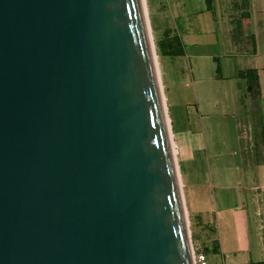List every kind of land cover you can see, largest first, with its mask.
I'll list each match as a JSON object with an SVG mask.
<instances>
[{"label":"water","instance_id":"95a60500","mask_svg":"<svg viewBox=\"0 0 264 264\" xmlns=\"http://www.w3.org/2000/svg\"><path fill=\"white\" fill-rule=\"evenodd\" d=\"M141 0H0V264H193Z\"/></svg>","mask_w":264,"mask_h":264},{"label":"rangeland","instance_id":"374dc122","mask_svg":"<svg viewBox=\"0 0 264 264\" xmlns=\"http://www.w3.org/2000/svg\"><path fill=\"white\" fill-rule=\"evenodd\" d=\"M254 1L255 9H260L261 1ZM245 2L221 0L220 8L222 5L227 8L220 11L223 10L227 18H239ZM142 3L161 95L166 98L165 119L182 193L193 264H201L199 256L204 257L205 264H218L210 255V245L217 240L214 212L209 211L201 223L192 215L195 210L214 209L219 193L231 196L236 188L242 196V182L246 184L248 178L242 161L246 154L248 122L241 101L235 102L230 76L221 69L223 48L216 44L215 37L195 35L196 45H193L182 35L184 20L193 27L196 16L209 6L208 0H143ZM210 4L212 7L213 0ZM178 35L183 40L184 54L162 57L163 49L168 50L167 45L170 46L173 37ZM212 56L220 59L212 61ZM171 125L174 132H171ZM175 133H180L179 138ZM184 154L189 159L187 163L179 160ZM182 173L186 175L187 205L183 197Z\"/></svg>","mask_w":264,"mask_h":264},{"label":"crops","instance_id":"0c3cea01","mask_svg":"<svg viewBox=\"0 0 264 264\" xmlns=\"http://www.w3.org/2000/svg\"><path fill=\"white\" fill-rule=\"evenodd\" d=\"M220 1L213 0L210 10H202L192 23L193 27L185 19L182 35L193 45H196L195 35L213 36L216 44L223 48L221 69L230 76L235 102L241 101L248 122L246 154L242 158L248 178L246 184L242 182V196L236 188L231 196L219 193L214 209L195 210L192 218L206 219L209 211L214 212L218 251L210 255L218 264H254L264 262V0H260L258 10L254 0H246L239 18H227L223 12L227 6L222 5V13ZM215 58L220 59L212 56V61ZM162 97L165 108L166 98L163 94ZM172 130L171 125V132H174ZM174 135L179 138L180 133ZM179 160L189 162L186 154ZM185 180L186 175L182 173L183 197L187 205ZM189 199L192 204L190 194Z\"/></svg>","mask_w":264,"mask_h":264},{"label":"trees","instance_id":"16d2710c","mask_svg":"<svg viewBox=\"0 0 264 264\" xmlns=\"http://www.w3.org/2000/svg\"><path fill=\"white\" fill-rule=\"evenodd\" d=\"M208 2H209V6H207V8L210 10L211 9L210 0H208ZM167 48L168 50L163 49V52L161 53L162 57H179L184 54L183 45L179 35L173 37L172 44L170 46L167 45ZM197 221L200 223L202 222L200 218H198ZM213 241H214L213 244L210 245V254H216L218 251V243L216 240ZM254 264H264V262H258Z\"/></svg>","mask_w":264,"mask_h":264},{"label":"bare ground","instance_id":"6f19581e","mask_svg":"<svg viewBox=\"0 0 264 264\" xmlns=\"http://www.w3.org/2000/svg\"><path fill=\"white\" fill-rule=\"evenodd\" d=\"M143 0H141V5H142V9H143V14H144V18L146 17L145 16V11H144V7H143V3H142ZM145 23H146V29H147V34H148V27H147V21H146V18H145ZM148 39H149V34H148ZM149 44H150V47H151V52H152V59H153V64H154V68H155V73H156V76H157V67H156V61H155V57H154V53H153V46L151 44V41L149 40ZM158 80V78H157ZM158 86H159V82H158ZM159 90H160V87H159ZM160 95H161V90H160ZM161 102H162V106H163V99H162V95H161ZM163 111H164V117H165V109H164V106H163ZM165 122H166V119H165ZM166 127H167V124H166ZM167 132H168V128H167ZM169 134V132H168ZM168 138H169V135H168ZM172 152V151H171ZM173 156V154H172ZM174 160V159H173Z\"/></svg>","mask_w":264,"mask_h":264},{"label":"built area","instance_id":"2783aa9c","mask_svg":"<svg viewBox=\"0 0 264 264\" xmlns=\"http://www.w3.org/2000/svg\"><path fill=\"white\" fill-rule=\"evenodd\" d=\"M199 262H201V264H205V261H204V257L203 256H199Z\"/></svg>","mask_w":264,"mask_h":264}]
</instances>
